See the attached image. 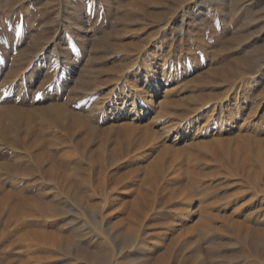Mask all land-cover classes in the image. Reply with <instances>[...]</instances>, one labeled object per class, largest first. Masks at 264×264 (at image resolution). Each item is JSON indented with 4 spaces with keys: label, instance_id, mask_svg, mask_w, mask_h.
Wrapping results in <instances>:
<instances>
[{
    "label": "bare ground",
    "instance_id": "1",
    "mask_svg": "<svg viewBox=\"0 0 264 264\" xmlns=\"http://www.w3.org/2000/svg\"><path fill=\"white\" fill-rule=\"evenodd\" d=\"M177 2L123 6L134 24ZM171 22L147 43L139 29L125 31L112 68L119 79L88 109L62 96L0 110L10 155L0 160L1 264H81L64 253L81 247L69 237L74 228L62 231L68 220L86 230L90 264L136 255L143 264H207L231 240L264 264V86L256 94L251 75L232 63L210 58L203 70L195 56L209 51L205 30L162 41Z\"/></svg>",
    "mask_w": 264,
    "mask_h": 264
},
{
    "label": "rangeland",
    "instance_id": "2",
    "mask_svg": "<svg viewBox=\"0 0 264 264\" xmlns=\"http://www.w3.org/2000/svg\"><path fill=\"white\" fill-rule=\"evenodd\" d=\"M128 1L131 0H0V110L15 105L37 106L49 97L62 96L77 101L78 109H88L119 79L112 68L123 58L116 46L125 43V31L139 29V40L147 43V35L156 33L160 24L169 19L172 22L163 32L162 41H171L172 37L190 40L205 30L209 51L197 48L195 58L200 67L205 70L206 59L210 58L218 63H232L238 72L251 75L253 86L257 83L253 87L256 94L263 90L264 81L260 79L264 78V0H178L170 8L148 9L157 13L158 21L162 18L160 24L149 12L137 16L139 21L133 24V14L123 6ZM188 1H192L190 8L183 9ZM181 30L184 35H180ZM190 60L187 55L184 64L189 74L193 72ZM181 63L179 67L183 66ZM121 88L119 83L117 95ZM38 94L43 98L36 99ZM9 156L7 147L0 142V160ZM76 223L65 221L62 231L74 228L69 237L78 238L74 242L81 241V247L74 244L66 247L64 253H78L81 264H90L86 261L88 253L83 251L92 247L91 242L86 244L90 239L82 241L86 230L80 227L82 223ZM225 242L218 244V254H208L207 264H254L241 244L236 245L235 240L228 245ZM101 251L107 253L108 247L103 245ZM136 256L121 264H143L142 256ZM193 261L189 259L187 264H195ZM64 263L74 264L66 259Z\"/></svg>",
    "mask_w": 264,
    "mask_h": 264
},
{
    "label": "snow or ice",
    "instance_id": "3",
    "mask_svg": "<svg viewBox=\"0 0 264 264\" xmlns=\"http://www.w3.org/2000/svg\"><path fill=\"white\" fill-rule=\"evenodd\" d=\"M42 98H43L42 94H38L37 97H36V99H42Z\"/></svg>",
    "mask_w": 264,
    "mask_h": 264
}]
</instances>
